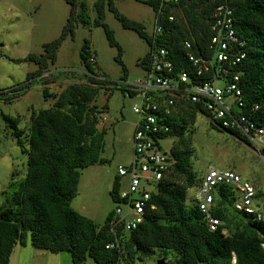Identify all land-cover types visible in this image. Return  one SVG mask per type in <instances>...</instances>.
<instances>
[{"label": "trees", "instance_id": "trees-1", "mask_svg": "<svg viewBox=\"0 0 264 264\" xmlns=\"http://www.w3.org/2000/svg\"><path fill=\"white\" fill-rule=\"evenodd\" d=\"M65 2L70 10L62 33L43 47L44 54L27 57L38 66L27 80L40 77L49 63L54 64L58 47L67 35H73L77 23H89L82 0ZM145 3L151 7L154 17L160 12L163 31L154 39L155 46L166 48L175 72L191 71L182 42L189 41L191 52L201 55L212 36L210 25L215 8L228 4L236 36L245 42V58L230 69L232 75H238L244 104L237 112L257 126H264V0H183L179 6L167 8H160L158 0ZM93 10L96 14L93 25L103 29L109 46L115 47L119 56L120 48L113 32L104 23L105 10L111 12L124 29L134 31L145 40L148 51L153 47V39L146 35L144 27L120 14L114 0H95ZM178 13L181 18L176 17ZM169 14L175 18L172 23L166 21ZM91 55L95 53L85 40L80 60L84 67L81 75L87 81L71 84L55 97L51 108L30 114L27 149L20 140L17 120L3 116L14 129L17 145L27 156V167L24 180L11 199L0 207V264H8L14 247L24 246L28 234L33 248L53 254L68 252L73 264H82L87 259L95 264H140L158 258L163 259L164 264H264V251L260 246L264 243V225L234 209L235 188L219 185L212 192L210 213L220 222L214 232L209 231L192 197L188 199V191L198 184L204 171L197 176L190 163L191 136L202 110L185 102L173 113L171 132L163 137L174 139L168 150L174 161L171 172L151 193L149 208L136 229L127 232L120 226L111 229L108 223L114 216V207L101 227L71 209L81 170L106 162L101 157L103 132L98 130L99 118L95 114L101 117L107 107L98 109L96 97L101 90L113 89L132 97L118 82L96 74L95 62L89 63ZM148 55L147 52L139 63L143 72L147 70ZM117 61L121 63L119 58ZM126 77L124 74L119 81H125ZM206 79L208 76L204 75L193 80L201 83ZM212 129L246 142L237 131ZM232 171L243 181H249ZM118 192L119 178L115 177L109 192L113 205L119 201ZM254 203L256 208L264 209V194L256 188ZM111 243L115 247L106 249Z\"/></svg>", "mask_w": 264, "mask_h": 264}, {"label": "rangeland", "instance_id": "rangeland-1", "mask_svg": "<svg viewBox=\"0 0 264 264\" xmlns=\"http://www.w3.org/2000/svg\"><path fill=\"white\" fill-rule=\"evenodd\" d=\"M82 1L87 7L89 23H77L73 35H67L58 47L54 64L49 63L40 77L27 80L28 75L38 69L27 57L41 56L44 54L43 47L60 37L70 7L65 0H0V207L11 199L24 180L27 167V156L17 145L14 129L3 120V116L17 120L20 140L23 148L27 149L30 114L51 108L55 97L71 84L87 81L81 75L84 67L80 60L85 40L89 41L90 49L95 53L94 70L97 75L118 82L122 87L125 85L119 80L124 74L127 83L143 77L139 63L148 52L145 40L134 31L124 29L113 14L105 10L104 23L113 32L120 48L119 56L118 50L109 46L103 29L93 25L95 0ZM147 1L114 0V5L120 14L140 23L146 35L151 36L154 13L145 3ZM176 17L181 18L180 13ZM15 88L17 90L13 92ZM134 101L135 97L131 98L126 92L116 89L109 92L101 90L95 99L98 109L107 105V112L103 117L98 116L97 125L99 132H103L101 157L106 162L81 170L77 193L70 207L97 227L104 224L107 214L114 207L109 192L115 168L128 164L132 158L130 137L135 116L131 108ZM194 129L190 142V163L197 176L208 168L232 169L264 194V165L246 142L212 129L202 116H197ZM173 142V138L162 141L163 151L168 152ZM193 192L188 191V199ZM8 264L73 263L68 252L53 254L33 248L28 234L24 246L17 244L14 247ZM82 264L95 263L87 259Z\"/></svg>", "mask_w": 264, "mask_h": 264}, {"label": "built area", "instance_id": "built-area-1", "mask_svg": "<svg viewBox=\"0 0 264 264\" xmlns=\"http://www.w3.org/2000/svg\"><path fill=\"white\" fill-rule=\"evenodd\" d=\"M158 2L160 8H167L179 6L183 0ZM159 13L154 17L151 35L153 47L148 51L147 70L143 77L133 83L120 81L125 85L121 87L135 97L131 108L135 116L130 137L133 153L128 166L119 165L115 169L119 178V201L114 205V216L108 226L111 229L120 226L125 232L141 224L145 210L149 208L151 193L171 172L174 161L168 152L163 151L161 143L165 140L164 135L171 132V117L181 102L200 107V116L212 128L239 132L264 165V126H257L237 112L244 104L238 87V75H232L230 69L245 58V42L236 36L232 9L227 3L215 8L210 25L212 36L201 55L191 52L192 44L189 41L182 42L190 72H175L166 48L155 46L154 39L163 31ZM174 20L172 14L166 17L169 23ZM94 62L95 56L91 55L89 63ZM204 75L208 79L201 83L194 82ZM253 110L256 111L257 107ZM219 185L235 188L237 200L234 209L264 225V209L255 207L254 185L243 181L232 170L208 168L198 184L190 190H194L192 200L204 216L209 231H216L220 225L219 220L210 213L212 192ZM222 234L225 232L222 231ZM260 246L264 251V243ZM114 247L115 244L111 243L105 248ZM156 261L140 264H156Z\"/></svg>", "mask_w": 264, "mask_h": 264}, {"label": "crops", "instance_id": "crops-1", "mask_svg": "<svg viewBox=\"0 0 264 264\" xmlns=\"http://www.w3.org/2000/svg\"><path fill=\"white\" fill-rule=\"evenodd\" d=\"M106 107H107V105H105ZM103 115L104 114H102L101 115V117H103ZM133 124V123H132ZM133 128V127H132ZM132 132H133V130H132ZM129 140L127 139L126 140V143L128 142ZM133 153V152H132ZM102 154H103V152H102ZM101 154V155H102ZM103 159H105L104 157H102ZM106 160V159H105ZM131 161H132V158H131ZM131 161L128 163V164H125V165H122V166H128L130 163H131ZM119 166V165H118ZM116 169V168H115ZM116 177V172H114V176H113V178H112V180H111V187H112V183H113V181H114V178ZM122 181H124V179H121Z\"/></svg>", "mask_w": 264, "mask_h": 264}, {"label": "water", "instance_id": "water-1", "mask_svg": "<svg viewBox=\"0 0 264 264\" xmlns=\"http://www.w3.org/2000/svg\"><path fill=\"white\" fill-rule=\"evenodd\" d=\"M156 264H164V260L163 259H157Z\"/></svg>", "mask_w": 264, "mask_h": 264}]
</instances>
